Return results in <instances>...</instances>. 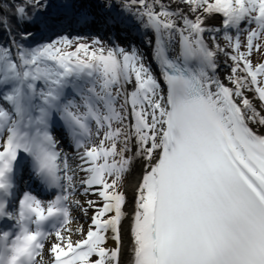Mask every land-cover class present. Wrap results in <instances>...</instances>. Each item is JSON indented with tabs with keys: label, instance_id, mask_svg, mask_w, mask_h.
Listing matches in <instances>:
<instances>
[{
	"label": "snow or ice",
	"instance_id": "1",
	"mask_svg": "<svg viewBox=\"0 0 264 264\" xmlns=\"http://www.w3.org/2000/svg\"><path fill=\"white\" fill-rule=\"evenodd\" d=\"M180 3L194 18L161 0H103L102 22L71 3L65 5L66 19L55 23L43 14L44 0L7 6L24 29L21 40L69 20L105 31L133 22L151 30L154 42L148 37L147 44L166 89L134 45L106 47L99 35L91 44L74 43L82 37L63 32L27 45L15 40L11 19L0 13V27L9 36L0 44V100L8 105L0 104V189L19 151L31 155L58 189L46 203L28 194L20 202V231L10 244L15 250L30 242L27 264H120L127 201L119 188L138 160L143 166L130 227L134 264H264V133L250 126H264V114L247 95L255 93L264 104V62L253 65L250 59L264 39V0ZM205 15L223 17L222 36L231 52L216 35L205 37L221 32L205 26ZM244 22L255 27L243 29ZM175 43L179 51L170 57ZM218 53L232 62L228 84L217 75ZM57 127L80 160L75 168L54 134ZM81 172L85 176L77 181ZM78 191L99 200L81 202ZM70 205L87 218V228L71 215ZM77 234L81 238L73 239ZM8 244L4 233L0 249L8 251ZM7 264L25 261L13 256Z\"/></svg>",
	"mask_w": 264,
	"mask_h": 264
},
{
	"label": "bare ground",
	"instance_id": "2",
	"mask_svg": "<svg viewBox=\"0 0 264 264\" xmlns=\"http://www.w3.org/2000/svg\"><path fill=\"white\" fill-rule=\"evenodd\" d=\"M94 3V8L96 11L99 13L103 14L104 16L107 15V13L103 12V0H92ZM151 2V0H149ZM161 3L165 5V7L169 8V10L177 11L179 10L183 14L187 15L189 18H194V14L189 11V6L186 4L180 3V0H161ZM67 4V2H66ZM139 5H134L133 8H138ZM95 10L89 9L90 12L93 14ZM113 10L115 11V5ZM155 10L159 11V6H155ZM129 19H131L129 17ZM219 18L216 15L212 16H207L205 15L204 17V23L205 26L208 28H217ZM99 21V20H98ZM130 27L134 28L136 32L138 33L139 37L141 35V38L136 41L133 40L130 35H127L123 33V36L121 34H118L119 37L122 38V41L126 45V47H132L135 45V47L141 52V54L144 56L145 62L152 68L153 73L156 75L157 79L161 83L162 87V81L163 78L160 76V71L157 67V63L152 59V54L153 51L151 47L147 44V38L151 37V30H144L141 29L140 25L133 22ZM107 31H111L108 29ZM210 35H216L217 33H205V37H209ZM178 39V38H177ZM210 43V41H207ZM178 48V43H175L173 46V50L170 51V53H174V50ZM217 63H218V69H217V75L218 77L224 82L225 84H228L226 77L230 74L227 70V61L225 59V55L223 53H218L216 57ZM230 86V85H229ZM129 91L131 90V86H128ZM247 95L252 98L253 100V105L263 114L262 109L260 108L258 104V99L255 98V95L252 93H247ZM131 121V115H130V109H129V122ZM254 130H257L261 133H264V126H258L256 124H251L250 125ZM134 140H133V152L135 151L134 147ZM69 164L75 168L77 164L80 163V160L78 156L76 155V152H69ZM143 162L142 161H136L134 163V166L131 170V172L128 175L127 182L125 186L122 188L121 191H124L126 193V205L124 208L125 211V217L122 222V244H121V251H120V256H119V262L120 264H134V252H133V241H132V235L130 231L131 227V222H132V215L134 212V200H135V185L138 183V178L141 174ZM85 173L81 172L79 173V176L76 177L75 179L78 181L81 177H84ZM77 187H79V184H77ZM77 198L81 201L84 202L86 199H91L90 196L88 195L85 197L84 195L80 194L78 191L76 194ZM70 213L73 217H75L81 224L84 225L85 228H87V223L86 220L87 218L82 215L80 211H78L74 206L70 205ZM92 214V210H89V216ZM77 235L73 236V239H79L77 238ZM107 246L109 248H113L115 246V242L111 239L108 240ZM45 261L47 260V256H45ZM95 259V257H93Z\"/></svg>",
	"mask_w": 264,
	"mask_h": 264
},
{
	"label": "rangeland",
	"instance_id": "3",
	"mask_svg": "<svg viewBox=\"0 0 264 264\" xmlns=\"http://www.w3.org/2000/svg\"><path fill=\"white\" fill-rule=\"evenodd\" d=\"M92 1V0H91ZM90 0H44V2L47 4V10H50L49 12H54L55 10H64L65 11V5H66V2H67V4L68 3H71V4H74L77 8H80V7H83L85 10H88L89 11V9H91V10H95V8H94V6L92 5V2H91ZM91 2V3H90ZM60 10L58 11V12H60ZM63 11V12H64ZM44 15L46 14H50V13H48V12H44L43 13ZM220 20H218V24H217V28H222L221 26H222V24H221V21H223V19L222 18H220V15H216ZM116 29V28H115ZM96 30V28H90V31L91 32H94ZM111 31H105V30H103V32H104V34L109 38V37H111V36H114V37H117V38H119V39H121V37H119V35L113 30V29H110ZM90 35H93L92 33H90ZM152 35H153V33L151 32V38H152ZM107 37H102L103 39H104V44H105V46L107 47L108 45H109V43H110V41H109V39L107 38ZM149 37H150V35H149ZM133 40H134V38L133 37H131ZM141 38V35H140V37H139V39ZM153 39V38H152ZM217 39H218V43L221 45V47H224L227 51H229V52H231V48L228 46V43H227V41H225L224 39H223V36L221 35V32H218L217 33ZM82 39H80L79 41H81ZM136 40V39H135ZM79 41H75L74 40V43H78ZM91 41L92 40H86L85 41V43H88V44H91ZM154 42V41H153ZM257 43H260V45H261V49H260V51H253V54H252V56L250 57V59H251V61H252V63H253V65H256L259 61H260V59L261 58H263L264 57V39H261V40H259V41H257ZM123 44V46L125 47V49L126 50H128V49H130L131 47H126V45L124 44V42L122 43ZM245 45H246V42H244L243 44L241 43V50L242 51H246V47H245ZM135 46V45H134ZM151 49H152V47H151ZM153 51V50H152ZM172 51V50H171ZM170 54H172V53H170V51H169V55ZM225 59H226V61H227V70H228V72L230 73V67H231V65H232V62H231V60L227 57V56H225ZM157 67H158V65H157ZM159 69V68H158ZM249 93H252V94H254L255 95V93H253V92H249ZM119 102H121L122 103V100H120ZM258 104H259V106H260V108L262 109V112H263V114H264V104H261L259 101H258ZM117 107H119V104H117ZM116 126H118V125H116L115 123H114V125H113V127H116ZM93 142H95V143H98L99 142V140H98V138L95 136V128H93ZM118 148H119V145H118ZM67 153V152H66ZM129 155H131V153H125V156L127 157V156H129ZM68 163H69V161H68ZM128 175L129 174H125V176L122 178V181H121V185H120V188H119V190L121 191L122 190V188L125 186V184H126V182H127V178H128ZM89 196H90V198L92 199V200H99V197L98 196H94V195H91V194H89ZM77 238H81L80 237V235L78 234V237Z\"/></svg>",
	"mask_w": 264,
	"mask_h": 264
},
{
	"label": "trees",
	"instance_id": "4",
	"mask_svg": "<svg viewBox=\"0 0 264 264\" xmlns=\"http://www.w3.org/2000/svg\"><path fill=\"white\" fill-rule=\"evenodd\" d=\"M13 2H14V0H0V13H3L4 15L8 16L11 19L12 35L14 36L15 40L19 43L32 45V44L40 42V41H44V40L54 38V36L57 32H63L64 34L68 35L64 31V29H66L67 31H70L67 24L75 25L74 22L69 20L67 23L63 24L61 27L56 28L55 31H53V32H49V33L37 32L33 37L29 38L28 40H21V37L19 35V33L22 31L21 26L16 23V19L13 15V10L11 8L7 7L8 5L12 4ZM31 11L32 10L29 9V12H31ZM49 11L50 10H47L46 12H48L50 14H47V15L45 14V16L47 18H49L50 20H52L54 23L57 21H60V20H64V19L52 18V15L55 14L58 10H55L54 12H49ZM75 36L76 35L74 33H72L71 36H69V37H75ZM86 38H88V36H86ZM8 40H9L8 34L4 31V28L0 27V44H7ZM69 50H74V49H69Z\"/></svg>",
	"mask_w": 264,
	"mask_h": 264
},
{
	"label": "clouds",
	"instance_id": "5",
	"mask_svg": "<svg viewBox=\"0 0 264 264\" xmlns=\"http://www.w3.org/2000/svg\"><path fill=\"white\" fill-rule=\"evenodd\" d=\"M36 165H37V174L40 175L42 172L40 171L39 169V165L38 163L36 162V160L34 159ZM43 174V173H42ZM0 190H3V189H0ZM15 239V238H14ZM29 241L25 240L22 242V246L13 250L12 249V246L11 244L9 243L8 244V251H3L2 249H0V254L4 255L5 257V264H7V262L9 260H11V258L13 256L17 257V258H23L24 261H25V264H27V249H28V246H29Z\"/></svg>",
	"mask_w": 264,
	"mask_h": 264
},
{
	"label": "water",
	"instance_id": "6",
	"mask_svg": "<svg viewBox=\"0 0 264 264\" xmlns=\"http://www.w3.org/2000/svg\"><path fill=\"white\" fill-rule=\"evenodd\" d=\"M91 1V0H90ZM92 2V1H91ZM90 2V3H91ZM92 5L94 6V3L92 2ZM94 13H95V15L97 16V19L100 21V22H102L103 21V18H104V15L103 14H101V13H99L98 11H94ZM116 29L118 30V31H120V30H122L123 31V33H125V34H127V35H130L131 37H133L134 39H136V41H140V40H138V38H139V35H138V33L136 32V30L134 29V28H132V27H130V26H128V27H124V28H121L120 26H117L116 27Z\"/></svg>",
	"mask_w": 264,
	"mask_h": 264
}]
</instances>
